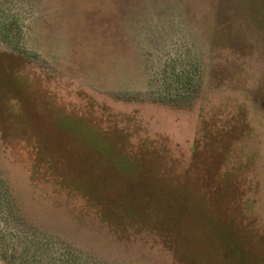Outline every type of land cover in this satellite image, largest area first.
Returning a JSON list of instances; mask_svg holds the SVG:
<instances>
[{"label":"rangeland","instance_id":"374dc122","mask_svg":"<svg viewBox=\"0 0 264 264\" xmlns=\"http://www.w3.org/2000/svg\"><path fill=\"white\" fill-rule=\"evenodd\" d=\"M0 264H264V0H0Z\"/></svg>","mask_w":264,"mask_h":264},{"label":"trees","instance_id":"16d2710c","mask_svg":"<svg viewBox=\"0 0 264 264\" xmlns=\"http://www.w3.org/2000/svg\"><path fill=\"white\" fill-rule=\"evenodd\" d=\"M6 69H1V70L3 71V73H5ZM7 70L9 71V73H12V71H13L11 69L10 70L7 69ZM12 75H11V77H12L13 84L12 83L11 84L7 83V84H9L11 86H15L17 88L18 85L20 86V83H18L19 81L16 80L18 83V85H17V83L14 80L15 77ZM3 88L4 87L1 88L2 99H5L4 100L5 102L10 101L13 105L17 104V102H16L18 100L17 95H16V97H13L8 88L6 90H4ZM182 103L183 102H181L180 104L182 105ZM20 115L21 114L17 113L16 117H18V116L20 117ZM56 122H57L58 127H60V129L64 130V132H67L68 135L72 134V136H73L75 134H78L77 131H75L76 130L74 127L75 125H73L68 120V118H65V116L58 118ZM73 138L77 141V138H75L74 136H73ZM119 155H120L119 159H120L122 166L124 168L123 172L125 174H127L129 170H134V171L137 170L138 166L144 164L141 159H136L134 156H131L132 154H130V153L127 154V153L121 151V152H119ZM136 161H137V163H136Z\"/></svg>","mask_w":264,"mask_h":264}]
</instances>
